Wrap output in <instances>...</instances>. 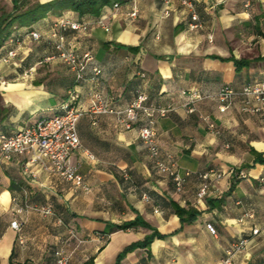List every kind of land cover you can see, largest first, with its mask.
Returning <instances> with one entry per match:
<instances>
[{
  "label": "crops",
  "instance_id": "1",
  "mask_svg": "<svg viewBox=\"0 0 264 264\" xmlns=\"http://www.w3.org/2000/svg\"><path fill=\"white\" fill-rule=\"evenodd\" d=\"M191 1L200 28H190L192 11L180 0L168 17L162 15L163 0H115L118 7L107 5L99 14L66 10L30 26H14L46 36L39 41L24 36L18 46L11 35L0 48V134H14L61 112L72 88L85 108L94 92L110 98L117 109L145 93L148 104L174 106L157 122L161 157L171 153L180 171L214 166L224 177L214 180L208 197L199 202L197 176L179 191L155 168L139 137L143 117L127 128L118 114L86 112L78 121L81 147L73 160L89 191L76 190L72 182L36 164L30 165L35 177L25 172L30 153L0 158V264H57L58 250L69 254L68 264H113L125 246L152 232L142 226L117 229L137 217L165 238L129 252L120 264H221L230 244L244 235L249 241L232 264H264V162L259 161L264 158V109L242 112V98L236 96L221 112L215 97L225 85L241 88L264 79V0ZM13 6V0H0V15ZM64 16L89 25L87 31L68 28L63 33L67 46L94 56L87 79L80 82L61 60L41 62L56 52L48 35ZM13 47L17 56L4 63L2 56ZM235 60L249 64L238 72ZM93 67L101 73L94 75ZM30 69L32 74H25ZM183 91L210 97L195 102L190 113ZM172 202L200 213L182 224ZM25 203L51 205L54 214L32 208L18 212ZM249 212L254 217L239 221ZM15 219L20 230L11 226ZM254 227L257 234L251 233Z\"/></svg>",
  "mask_w": 264,
  "mask_h": 264
},
{
  "label": "built area",
  "instance_id": "2",
  "mask_svg": "<svg viewBox=\"0 0 264 264\" xmlns=\"http://www.w3.org/2000/svg\"><path fill=\"white\" fill-rule=\"evenodd\" d=\"M175 0H163L162 15L168 17L173 10ZM182 4L190 8L192 11V22L190 28L196 29L202 27V22L194 10V4L191 0H180ZM115 7L119 4L115 3ZM136 11L132 12L135 15ZM102 25L104 23L100 21ZM68 28L74 30L87 31L89 25L87 22L73 21L71 18L64 16L56 20L48 37L55 46L56 52L53 55L46 56L42 61L51 62L55 59L61 60L69 66L75 73L76 81L80 82L87 79L86 68L88 64L94 60L91 52L84 54L77 53L73 48L67 46L63 33ZM25 36H30L33 40L39 41L46 35L37 30L26 32ZM24 39H17L16 43L21 46ZM18 53V49H13L2 58L4 63H10ZM94 75H99L101 69L93 67ZM30 69L25 74H32ZM144 75V74H143ZM182 94L187 98L185 106L188 112L192 113L196 110L194 103L203 100L210 96H205L197 91H183ZM236 96L242 98L240 109L245 113H258L264 109V79L261 81L245 84L241 88H234L225 85L215 94V97L220 102L219 110L225 112L232 104ZM148 96L145 93H139L128 107L117 109L112 105L110 98H105L102 93L94 92L92 101L87 108L79 103V94L75 88L69 91V97L61 105V112L47 118L40 119L35 123L28 125L16 133L7 135L0 134V158L11 159L13 155H24L30 153L28 162L24 167V171L31 173L30 165H39L43 170L55 173L63 177L65 180L73 183L76 190L81 189L89 191L90 186L85 181L83 175L78 172L74 164V152L81 147V140L78 133V121L86 112L93 114H118L120 122L127 128L144 118L145 125L139 130V137L145 144L148 154L152 159L154 166L161 173L168 175L175 184L177 190H183L185 184L192 176H197L201 180L197 191V200L199 202L205 200L214 180H219L224 177V171L215 167H210L203 171H192L186 169L179 170V166L174 156L171 153H166L165 158L161 157L162 148L158 140L157 122L160 118L165 117L173 109L174 106H155L147 103ZM207 120L210 129H215V123L209 116L204 117ZM90 157L93 155L89 154ZM35 177L34 173H31ZM239 175L244 176L241 171ZM264 182V176L260 178ZM23 208L36 209L45 215H53L54 210L51 205H38L25 203L24 207L17 211L21 212ZM254 214L245 213L239 221H244L246 218H252ZM62 222V220H59ZM11 226L16 229H21V223L15 219L11 222ZM259 229L252 228V234H257ZM70 233L76 238L74 229H70ZM249 238L241 236L233 241L226 250V256L221 264H232L234 256L244 250ZM57 264H68L70 260L69 254L63 250L56 251Z\"/></svg>",
  "mask_w": 264,
  "mask_h": 264
},
{
  "label": "trees",
  "instance_id": "3",
  "mask_svg": "<svg viewBox=\"0 0 264 264\" xmlns=\"http://www.w3.org/2000/svg\"><path fill=\"white\" fill-rule=\"evenodd\" d=\"M13 2L14 6L12 11L9 13H2L0 15V48L5 44V42L11 35H13L16 42L17 39H22L25 36L26 32L33 30L28 29V31H25V33H23L16 30L17 28L13 29L14 26H30L49 14L60 15L66 10H74L80 14H99L103 7L107 5H114L115 0H51L47 2H40L38 0H13ZM13 49H16V47L7 49L6 54L3 55L2 58ZM45 57L46 56L41 59V62L45 59ZM235 64L237 71L239 72L244 66L249 64V62L246 60H235ZM55 114L56 113H54L53 115ZM53 115L45 116L43 118L51 117ZM259 161L264 162V158H260ZM172 205L174 212L179 216L182 224L192 222L195 219L196 215L200 213V211L193 208H184L176 202H172ZM132 226L146 227L148 229H151L152 232L146 235L143 240H138L125 246L118 253L113 264H120L122 259L129 252H132L135 249L149 248L154 239L165 238V234L159 232L157 228L152 226L142 217H137L135 220L124 222L123 224L119 225L117 229H125ZM243 237L249 238V235H244ZM13 256L14 254H12V257Z\"/></svg>",
  "mask_w": 264,
  "mask_h": 264
},
{
  "label": "rangeland",
  "instance_id": "4",
  "mask_svg": "<svg viewBox=\"0 0 264 264\" xmlns=\"http://www.w3.org/2000/svg\"><path fill=\"white\" fill-rule=\"evenodd\" d=\"M49 62H44L43 64H48Z\"/></svg>",
  "mask_w": 264,
  "mask_h": 264
}]
</instances>
